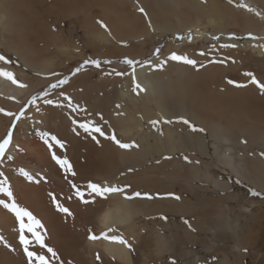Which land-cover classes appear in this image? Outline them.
<instances>
[{
	"label": "bare ground",
	"instance_id": "bare-ground-1",
	"mask_svg": "<svg viewBox=\"0 0 264 264\" xmlns=\"http://www.w3.org/2000/svg\"><path fill=\"white\" fill-rule=\"evenodd\" d=\"M118 1L120 0L116 2L79 0L67 10H60L58 16H73L75 19L83 16L85 26L95 30L100 29L97 21L103 19L106 23H112L115 28L119 20H114L117 14L113 4ZM196 1L184 2L189 9L201 10L192 11L197 15L191 16V21L186 23L188 12L177 18V23L174 19L168 18L162 31L177 30L174 37L178 35L187 37V34L191 33V42L187 38L175 39L173 48L176 51L184 48L207 52L220 50L232 55L233 61L228 65L230 69L214 67L209 63L202 71V75L194 78L196 90L190 102L184 103L180 111H168L164 108H161V111L170 119L176 120L179 116H185L199 122L208 128L211 137L216 140L207 146L205 137L201 134H197L194 139L184 137V142L188 145L183 150L196 149L203 157L219 159L220 163L225 164L230 171L229 176L224 179L217 180L212 177L210 180L200 179L199 182L209 181L206 184L211 185L213 190L223 192L238 187L237 181L241 180L253 189H259L260 195H264V155H262L264 94L250 83L251 78L246 75L236 80L237 83L246 84V87H230L223 78L227 70L240 73V70H247L249 67L253 69L252 64L255 72L264 71V18H262L264 0H236L227 6L218 0H212L208 8L198 5ZM241 2L253 11L238 8L236 5ZM119 4L122 3L116 5ZM220 4L225 10H221ZM90 7L99 10L98 17H93ZM33 13H35V4L31 0H0V40L2 38L6 40L7 48L17 56L14 58L12 53L1 50L0 54L13 59L15 66L11 70L18 81L13 84L6 78L0 77V108H8L0 111V138L6 136L13 122V117L6 116L4 112L17 113L22 106L29 104L33 95L55 82L56 78L51 77V73H67L78 64L74 61L77 54L70 47L62 44V35L57 33L53 24H50L52 19H49L51 22L48 23L47 19L45 22L39 20V29L36 33L38 42L35 44L29 40L31 32L28 23ZM135 22L129 17H122L119 22V33L122 31V36L127 38L137 37L139 40L144 38L143 45L150 42L146 38L149 34L147 29L133 25ZM230 34H235L239 39L230 40L228 38ZM249 34L259 39H249ZM213 35L221 36L222 39L212 40ZM117 38L120 39L121 36ZM50 41L55 42L60 49L58 61L52 56L56 51L48 45ZM222 43H234L236 47L221 48ZM61 59L67 61L60 64ZM138 70H136L138 82L143 83L145 92L156 98L157 104L161 106V99L174 93L169 79L158 72L149 76L145 67ZM256 79L264 83L263 78ZM98 84L95 80L82 78L80 75L79 78H72L70 83L55 91L66 92L81 109H87L86 115L83 111L72 113V116H67L64 122L60 121V115L70 111L66 106L55 107L41 103V112L38 113L30 105L26 115L31 119L17 122L13 141L0 163V170L4 171L10 178V183L14 185V197L18 205L31 210L44 225L46 243L57 251L59 257V260L53 258V264H161L160 262L182 264L180 259L183 255H192L196 249L199 251L202 248L206 249V252L200 255L198 264H264V201L258 199L256 202L258 209L251 214L236 215L235 219H232L234 209L229 205L226 196L218 199L205 187H198L197 180L202 176L201 173H191L196 179L191 184L200 193L198 199L189 201L183 191L179 190L176 193L175 190H178L176 178L182 175L181 165L177 162L168 164L163 162L160 165L147 166L149 162L155 161L154 151L162 152V149H155L148 144L143 154L135 155L144 157L140 161L133 159V155L128 154L127 149L120 148L111 139L112 126L115 125L113 117H115L118 119L117 129L122 132V137L116 140L127 143V137L124 135L131 130L126 114L127 92H123L124 97L119 98L118 108L112 109V102H108L106 105L108 109L103 110L98 107L96 101L102 95L100 89L97 91ZM53 95L55 96V93ZM100 100L103 102L104 98ZM146 116L150 120L152 113L146 112ZM73 117L78 120L92 119L99 124L106 133L104 143L103 136L99 134H96L97 138L93 140L82 130L78 133L74 132ZM37 130H46L55 135L63 141L64 147L60 148L56 145L50 151L37 136ZM156 133L159 132H155L151 127L144 140L156 137ZM240 140L248 141L247 145H242ZM114 144L117 146V155L113 148ZM16 146L21 150H17ZM175 150L176 148L171 149V151ZM52 153L67 158L76 175L73 177L70 173H65L52 159ZM248 154H254L258 159L252 157L251 163ZM8 155H12L13 160H7ZM20 168H24L36 177L39 183L29 182L20 176L18 172ZM128 169H133L134 174H129ZM41 176L45 179H40ZM69 180L80 185L87 181L101 185L105 183L130 185L132 182L137 186L130 185V192L140 191L154 197L124 201L121 196L113 195L108 201L103 202L120 206V217L123 222L115 223L118 232L109 235L123 234L132 245L131 249L104 239L97 241L87 239L88 227H91L96 235H100L101 232L107 231L108 227L113 226V223L110 221L105 224L101 221L100 205L80 203L72 193L74 190L68 183ZM162 184L165 185V192H160L162 190L159 187ZM191 189L195 190V188ZM49 193L55 194L58 201L74 214V218L59 213ZM169 193L178 195L181 199L176 200L170 197ZM0 199L10 203L2 194ZM222 206L229 209L227 220L223 217ZM176 215L182 216V224L176 222L174 219ZM160 216L167 217V221L161 223ZM194 217L197 221L190 226L185 223V220H193ZM144 218H147V224H143ZM241 222H244V229L247 226L249 228L243 234L237 228ZM143 229L146 233L140 234ZM17 235L18 222L14 214L0 205V238L15 247L18 244ZM217 243L219 245L215 247ZM186 247L191 248L192 252L188 253ZM161 253H165L166 256L161 257ZM26 259L22 248L17 247L12 251L0 242V264H26Z\"/></svg>",
	"mask_w": 264,
	"mask_h": 264
},
{
	"label": "rangeland",
	"instance_id": "rangeland-1",
	"mask_svg": "<svg viewBox=\"0 0 264 264\" xmlns=\"http://www.w3.org/2000/svg\"><path fill=\"white\" fill-rule=\"evenodd\" d=\"M31 1L35 4V13H33L28 23L31 32L29 40L35 44L38 42L36 33L39 29V20L45 22V20L47 19L48 23L51 22V20L49 19H52V22L50 24H53L52 26H55L53 28H55L57 33L62 35V44L67 45V47H70V49L77 54V57L74 58V61H76L78 64H76L71 70H68L67 73H61L62 76L69 77L68 83H70L72 78H79L80 75L82 78L87 77L99 83L97 86V91L98 89H100L102 95H100L99 98L96 99V101L98 107L103 108V110L108 109L106 107L108 102H112V109L118 108L119 98L121 96L124 97L123 92H127V97H125V104L128 108V112L126 114L129 120V126L131 127V130H129V132L126 133L124 136L127 137V144L132 145V147L128 148L127 151L128 154H130L131 156L133 155V159L140 161L143 160L144 157H136L135 155L143 154L148 144L152 145L155 149H162V152L154 151L155 161L149 162L147 166L160 165L163 162H167L166 164L171 162H177L179 165H181L182 175L179 178H176L178 190L175 191L176 193L179 192V190L183 191L188 196L189 201L198 199L200 197L199 191H197L196 187L191 184L192 181L196 180L191 176V173H201L202 176L197 180L198 187H205L207 190H209L212 196L218 199H220L221 196H226L229 205H231L234 209L232 219H235L236 215H249L255 209H258V207H256V202L258 199L260 201H264V195L251 197L253 196V191L260 193L259 189H253L249 184H246L241 180H238V187L223 192L213 190L211 185L206 184L209 181L199 182L200 179L210 180V178L212 177L216 178L217 180L224 179L229 176L230 171L225 164L223 165L220 163L219 159L203 157L199 154L196 149L195 151L183 150V148L188 145L184 142V137H190L191 139H194L197 137V134H201L205 137L207 146H210L211 144H213V142H216V140L211 137L210 133L208 132V128L200 124L199 122L193 121L185 116H179V118L183 117L189 119L192 123L205 129L203 133H193L188 129L187 125H184L179 121V118L176 120H174L173 118L170 119L166 115H164L163 111H161V108H164L168 111H180L183 108L184 103L188 104L190 102L193 92L196 90L194 86V78L200 77L202 75V71L206 69L209 63H212L214 67L230 69L228 65L233 61L232 55H227L220 50H215L213 52L203 51L206 52L207 55L201 56L199 55V53L202 52V50H187L186 48H184L180 51H176L173 48V44L177 40L176 37H174L177 30L164 32L162 31V29L164 28L168 18L174 19L177 23V18L187 12L189 14L187 15L186 23L191 21V16H195L197 15V13L195 12L201 11L198 8L189 9L188 6H186V4L184 3L191 2L192 0H120L117 3L122 4H113V9L117 14V16L114 17V20H119L120 22L122 17H129L130 19L136 21L133 25L141 26L142 28L147 29L149 34L146 36V38L150 42L144 45V38H142V40H139L137 37L127 38L125 36H122V31L119 33V22L118 25L113 28L112 23H106L103 19H100L99 21H103V23L107 26V30L101 28L100 25V29L95 30L91 29L89 26H85V22H83V16L78 19H75L73 16H58L60 10H67L79 0ZM41 1L44 2L42 3ZM112 1L116 2V0ZM210 1L212 0H197L196 2L198 5L201 4L202 6H206V8H208L210 7ZM218 1L222 2L224 6L230 5L229 0ZM235 1L236 0H233V3ZM212 5L215 6L219 4ZM220 6H222V11L225 10L222 4H220ZM141 8L144 9V12L140 11ZM44 12L47 13L44 14ZM90 12L92 13L93 17H98L99 10H97L96 8L90 7ZM145 12L147 13V16H145ZM149 24L151 26H149ZM117 36H121V38L118 39ZM6 42L7 41L3 38L0 40V50L2 52H10L9 48H7V46L5 45ZM48 45L51 47V49H54L56 51L52 56L55 60L58 61L60 59L59 55L61 52H59L60 49L57 47V44L53 41H50L48 42ZM42 47H40V49H42ZM157 47L161 48L160 59L166 58L172 52H177L179 54H186L190 58L197 60L198 67L193 68L192 66L183 65L181 63L170 62L165 65L162 70H155L153 67H150L148 65H135L134 68L130 69L127 65L122 62L124 58H134L137 60L150 59L152 61V65H156L158 64V60L154 53ZM10 53H12L13 57L16 58V53ZM237 55L240 57L239 54ZM86 59H100L101 61L111 60L112 63L102 64L100 68H96L92 65H87L82 69L81 72L77 73L75 76H72V71L76 67L80 66ZM66 61L67 59H61L60 64H63ZM220 61H223V63H221ZM199 65L203 66L201 67ZM252 66L253 69L249 67L247 70H240V73L239 71L233 72L231 70H227L226 73L223 75L224 82L230 87H233L234 85L228 84L227 81L230 79L236 81L238 77L243 76L245 73H252L256 78L264 79V71L255 72L254 65L252 64ZM143 67H145V71L149 73V76L155 72H158L169 79V84L173 88L174 93L169 97H163L161 99V106L157 104L156 98L145 92V86L143 85V83L138 82V72H140V70L138 69H141ZM136 70H138V72ZM116 71L124 72L126 73V75L117 76L115 74ZM133 75L135 76V82L140 85V88H135L133 82ZM103 98L104 101L101 102L100 99ZM27 105L29 109L30 105ZM0 109H3L4 111L8 110L7 107H1ZM146 112L152 113V117L150 118V120H148ZM5 113L6 112H4V114ZM67 116H72L71 110L66 113H63V115L61 114L60 121H66ZM113 118L115 125L112 126V135L115 136L116 139H120L122 137V132L117 129L118 119L115 117ZM165 120H172V123H164ZM153 121H157V123L153 124ZM103 124L104 121L102 125ZM168 126H170L169 130L171 132L168 130ZM151 127L154 128L155 132L159 133H156V137H149L148 140L145 141L144 137L146 136L148 130ZM16 129L17 126L13 130V137ZM173 132L176 134L172 135L171 133ZM241 143L242 145H247L248 141L244 140L241 141ZM116 147L117 146L114 144L113 148L115 154ZM174 148H176V150L171 151V149L174 150ZM185 156H187L192 162H186L184 160ZM165 157H171V159H165ZM252 157L253 159H258V156L254 154H248V159L251 161V163ZM157 161H159V163H157ZM196 161H199V163H195ZM128 172L129 174H134L133 169H128ZM130 185L137 186L132 182H130ZM159 188L162 190L160 192H165V185L162 184ZM191 188H195V190L192 191ZM72 193L74 194V191H72ZM221 210L224 214V219L227 220L229 217V209L227 207L222 206ZM186 217L188 218L189 216ZM174 219L176 220V222L182 224V216L178 217L176 215L174 216ZM187 221L189 222L187 225H190L191 223L197 221V218L194 217L193 220L187 219ZM147 222V218H144L143 224H147ZM161 223H163V220ZM243 226L244 222H241L237 225V228L240 230L241 234H243L247 229H249L248 226L246 227V229H244ZM143 233H146L145 229L140 232V234ZM218 245L219 243H217L215 247H217ZM179 246L183 247L181 244H179ZM186 248L185 250L188 249V253L192 252L191 248ZM197 251L198 250L196 249V251L189 256L183 255L181 257L182 259H180V262H183L182 264H198L200 260V255H203L206 252V249L202 248L198 252ZM165 256V253H161V257ZM160 263L163 264L162 262Z\"/></svg>",
	"mask_w": 264,
	"mask_h": 264
},
{
	"label": "snow or ice",
	"instance_id": "snow-or-ice-1",
	"mask_svg": "<svg viewBox=\"0 0 264 264\" xmlns=\"http://www.w3.org/2000/svg\"><path fill=\"white\" fill-rule=\"evenodd\" d=\"M229 3H233V0H229ZM238 8H246L248 11H253L252 8L245 5L244 3H238L236 5ZM141 12H144V9H140ZM145 16L147 13L145 12ZM264 18V17H262ZM101 28L107 30V26L103 23V21H97ZM149 26H151L149 24ZM187 38L189 42L192 40V35L189 32L187 37L178 35L176 37L177 40H183ZM230 40L239 39L236 37L235 34H230L228 37ZM249 39L256 40L259 39L258 37L252 36L249 34ZM222 39L221 36L213 35L212 40L220 41ZM221 48H229V47H236V44H229V43H222L220 44ZM161 48L157 47L155 50L154 55L158 60V64L152 65V61L149 60H137L134 58H124L122 61L125 65H127L130 69L134 68L135 65L145 66L148 65L153 67L155 70H162V68L170 62L181 63L183 65L192 66L193 68L198 67V62L195 59L190 58L186 54H179L177 52L170 53L166 58L160 59ZM199 55L206 56V52H200ZM216 62V61H213ZM223 63V61H220ZM111 60H103L100 59H86L83 63L76 67L71 75L75 76L77 73L81 72L82 69L87 65H92L96 68H100L102 64H111ZM14 61L10 57H5L4 55L0 54V77L6 78L8 81H11L13 84L18 83L15 78L14 72L11 70L14 67ZM203 66V65H199ZM115 71V70H114ZM115 74L117 76H124L126 73L116 71ZM244 75L250 77V83L255 85L262 94H264V83L259 82L256 77L252 73H245ZM51 77H55L56 80L53 83H50L47 88L43 89L42 91L38 92L37 94L33 95L29 100V105L35 108L36 112H41V103L43 105H51L55 107H67L71 110L72 113H80L83 111L85 115L87 114V109H81L80 106L72 101V98L66 94L64 91L55 92V90L62 88L64 85L68 84L69 77L62 76V74L53 72L51 73ZM133 82L135 88H140V85L135 82V76L133 75ZM228 84L234 85L236 87H246V84L237 83L234 80H228ZM22 87H26V85H21ZM135 90V89H134ZM55 93V96L53 95ZM66 102V103H65ZM28 110V105L22 106L17 113L6 112L5 115L12 116L13 122L10 126L9 131L7 132L6 136L0 138V163H2L3 159L5 158V152L9 148L10 144L13 141V130L17 126V122L21 121L22 119H31V117L26 115ZM0 111H3L0 109ZM103 117H101V120ZM179 121L187 125L189 130L193 133H203L205 129L202 127L197 126L196 124L192 123L189 119L180 117ZM42 123V122H41ZM153 124H156L157 121H153ZM164 123H172V120H165ZM72 124L75 125L73 128L74 132H82L86 135L91 136L93 140H96V134L100 136H106L105 131L103 128L97 124L94 120L84 118L82 120H78L77 118H72ZM37 136L39 139L49 147V150L58 145L60 148L64 147L63 141L58 139L55 135L50 134L46 130H37ZM120 148L128 149L132 147V145L127 143H120L116 140L115 136L111 137ZM98 142V141H97ZM17 150L19 146H16ZM264 155V153H262ZM7 160H13L12 155H8L6 157ZM52 159L60 166V168L65 173H70L71 176H75L76 173L73 171L72 165L70 164L67 158H61L56 155V153H52ZM165 159H171V157H165ZM186 162L191 163L192 161L189 160L187 156L184 157ZM159 163V161H157ZM195 163H199L196 161ZM19 175L24 177L29 182L39 183V180L36 179L32 174H30L24 168H20L18 170ZM40 179H45L44 177H40ZM238 182V181H237ZM68 183L71 185V188L74 190L75 198L84 205H100L101 206V221L105 224L109 223L110 221L113 223V226L108 227L107 231L101 232L100 235H96L93 232L91 227L87 228V239L89 241H97L100 239H104L106 241L116 243L119 245H123L129 249H131L132 245L126 240L123 234L118 235H109V233H116L118 229L115 227V223H122L123 219L120 217V206L104 204L109 200V197L113 195H119L122 197L124 201H132L136 199H153L154 197L149 193H142L140 191L130 192V185H118L112 184L109 185L107 183L101 185L95 183L93 181H87L83 185L77 184L72 180H69ZM0 194L3 197L7 198L9 202H5L4 199H0V205L3 208L7 209L9 212L13 213L15 216L16 221L18 222V235L16 239L18 240V244L14 247L11 243L3 238H0V242L4 244L5 247L9 248L12 251H15L17 247L22 248L23 254L25 255L26 264H53V258L59 260L58 253L54 250L53 247L46 243V231L44 230V225L42 224L41 220L34 215V213L29 210L25 206L18 205L16 198L14 197V185L10 183V178L5 175L4 171L0 170ZM52 203L55 206L56 210L59 213L66 214L69 217L74 218V214L69 210L68 207L64 206V204L60 203L53 193H49ZM170 197L180 200L181 197L172 193L168 194ZM253 196H258L260 193L253 191ZM159 219L163 221H167V217L160 216ZM185 223L188 224L189 222L185 220ZM190 226V225H189Z\"/></svg>",
	"mask_w": 264,
	"mask_h": 264
}]
</instances>
